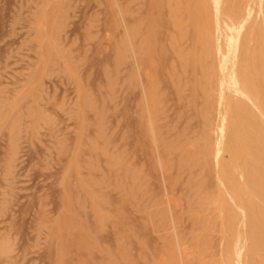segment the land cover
Segmentation results:
<instances>
[{"label": "rangeland", "instance_id": "374dc122", "mask_svg": "<svg viewBox=\"0 0 264 264\" xmlns=\"http://www.w3.org/2000/svg\"><path fill=\"white\" fill-rule=\"evenodd\" d=\"M163 1L0 0V264H224L213 204L222 26L252 23L259 0ZM227 43L231 61L245 58Z\"/></svg>", "mask_w": 264, "mask_h": 264}, {"label": "bare ground", "instance_id": "6f19581e", "mask_svg": "<svg viewBox=\"0 0 264 264\" xmlns=\"http://www.w3.org/2000/svg\"><path fill=\"white\" fill-rule=\"evenodd\" d=\"M47 1V0H46ZM150 4L154 5L159 2V0H149ZM176 1V0H175ZM174 1V2H175ZM216 2V0H214ZM226 0H221V2H225ZM253 1V0H251ZM250 1V2H251ZM148 2V1H147ZM163 2H166L164 0ZM160 3L164 5L165 3ZM213 2V1H211ZM168 3V2H167ZM203 0H199L197 2L198 5H196L198 8H203ZM255 3V2H254ZM124 4V3H123ZM131 4V3H130ZM177 5V2L175 3ZM213 6V3H211ZM226 4V3H225ZM221 5L222 7L225 6ZM260 4V5H259ZM259 4L257 7L259 8L258 14L257 8L254 10V16L256 14V18L253 17V22L251 23L250 19L247 18L245 19L242 23L241 26L239 27L238 31L232 28V32H228L233 24V17L232 16H227V19L224 20L223 22V36L221 37V42L223 41L224 43L221 44L220 49L221 52L223 53L222 59L220 61V66H221V84L220 88L223 91V94L226 99L221 100L220 104V116H219V123L217 124V145L215 146V151H216V158H217V172H218V179H217V194L213 196V204H216L219 212V222L221 221L220 227L222 232H223V251H224V264H264V0H259ZM168 5V6H167ZM166 6L169 7V4ZM174 5V8L175 6ZM186 5V4H185ZM252 5V4H251ZM130 6V5H129ZM133 6V5H132ZM207 6V4H206ZM242 6V5H241ZM250 6V5H249ZM165 7V10H167ZM197 7L195 10H197ZM226 7V6H225ZM172 8V7H171ZM208 8V7H207ZM215 8V7H213ZM170 9V8H169ZM229 9V8H228ZM247 9V8H246ZM165 10H164V15L165 17ZM155 11V10H154ZM162 11V10H161ZM214 13V9L212 10ZM241 11V10H240ZM249 10V15L253 14ZM123 12V11H122ZM156 12V11H155ZM169 14V10H167ZM207 12V11H206ZM212 13V12H211ZM224 13V11H223ZM229 13V12H228ZM133 14V13H132ZM175 14V12H174ZM215 14V13H214ZM213 14V15H214ZM139 15V14H137ZM144 15V13H143ZM146 15V14H145ZM219 15V14H218ZM156 16V15H155ZM161 16V14H160ZM159 16V17H160ZM166 20L163 19L162 21L165 20L167 23V19L170 21L169 18L172 19V17H167ZM242 16V15H240ZM180 16H178L176 19L179 21ZM183 17V15H181ZM206 17V16H205ZM221 17V16H220ZM248 17V16H247ZM250 17V16H249ZM252 17V15H251ZM179 18V19H178ZM186 18V17H185ZM223 18V17H222ZM221 18V19H222ZM240 18V17H239ZM129 19V18H127ZM220 19V21H221ZM159 22H161L159 19H156ZM238 20V19H235ZM234 20V22H235ZM94 21V20H93ZM143 21V20H142ZM139 22L140 23L142 22ZM172 21V20H171ZM202 21V20H201ZM212 24L216 26L215 20ZM157 22V23H159ZM250 22V25H249ZM163 24V22H161ZM159 23V24H161ZM165 23V22H164ZM182 23V22H181ZM161 24V25H162ZM168 24V23H167ZM162 25L163 27L166 26ZM174 24V23H171ZM194 24V23H193ZM170 25V24H169ZM237 25V24H236ZM235 25V26H236ZM172 26V25H170ZM191 27L193 25H190ZM213 26L214 28H216ZM44 27V26H43ZM195 27V26H193ZM219 27V26H217ZM132 28V27H130ZM158 28V27H157ZM169 28V27H168ZM170 28H173L170 27ZM176 28V27H175ZM129 29V28H128ZM213 29V28H212ZM111 30V29H110ZM133 30V28L131 29ZM187 30V29H186ZM157 30H155L156 32ZM163 31V34L161 33ZM178 33H181L180 28H178ZM202 31V30H201ZM211 31V30H210ZM44 32V31H43ZM160 32V36L157 34L158 40L164 41V29L161 30L159 28L158 33ZM191 32V31H190ZM189 32V33H190ZM200 32V31H199ZM213 32V31H212ZM113 33V31H112ZM130 33V30H129ZM185 33V32H184ZM214 33V32H213ZM216 33V32H215ZM214 33V35H215ZM136 34V33H135ZM171 34V32H170ZM195 32L190 33L188 37L194 38ZM210 34V33H209ZM173 35V34H171ZM170 35V36H171ZM182 35V34H181ZM193 35V36H192ZM212 35V33H211ZM119 36V34H118ZM121 36V35H120ZM132 36V31L131 35ZM192 36V37H191ZM213 36V35H212ZM229 36H231L232 39H237L239 40V45L241 48L245 49V58L241 59H236L231 61V46L227 43L226 41L229 39ZM43 37V36H42ZM160 37V38H159ZM174 38V36H172ZM171 37V38H172ZM182 38V36H180ZM201 37V36H199ZM215 37V36H214ZM163 38V39H162ZM181 38L179 40H181ZM184 38V37H183ZM186 38V37H185ZM184 38V39H185ZM189 38V39H190ZM167 39V38H166ZM176 39V38H175ZM175 39H173L175 41ZM152 40V39H151ZM191 40V39H190ZM189 40V43L191 44V40ZM202 41V39H200ZM215 45L217 44L216 38H214ZM122 41V40H121ZM168 41V40H167ZM139 42V41H138ZM200 42V41H199ZM122 46L124 42H121ZM168 43V42H166ZM176 43V41H175ZM179 43V42H178ZM212 43V42H211ZM238 43V42H237ZM169 44V43H168ZM167 45V48H171V45ZM139 45V43H138ZM192 45V44H191ZM204 45V44H202ZM209 45V44H208ZM212 45V44H211ZM214 45V46H215ZM234 45V44H233ZM140 46V45H139ZM173 46V45H172ZM198 46V45H197ZM124 48H127L128 46H123ZM210 47V46H209ZM234 47V46H233ZM139 48V47H138ZM166 48V47H165ZM203 48V47H202ZM205 48V47H204ZM132 49V48H131ZM173 48H171L170 53H175L172 51ZM216 49V48H215ZM243 49V50H244ZM208 50V49H207ZM207 50L206 54H207ZM236 50V49H235ZM121 52V49L118 50ZM217 51V50H216ZM215 51V52H216ZM86 52V51H85ZM124 52H126L124 50ZM169 52V51H168ZM234 52V51H233ZM243 51H241L242 53ZM107 53V52H106ZM104 53V54H106ZM171 53V54H172ZM238 53V52H237ZM59 54V53H58ZM159 54V53H158ZM168 54V55H171ZM177 54L178 48H177ZM211 54V53H210ZM91 55V54H90ZM107 55V54H106ZM110 55V54H109ZM123 54L121 53V56ZM167 55V56H168ZM174 55V54H172ZM200 55V54H198ZM236 55V54H234ZM130 56V55H129ZM164 56V55H163ZM175 56V55H174ZM172 56V57H174ZM186 55L179 56V58L182 59V57L185 58ZM216 55L214 54V58L217 59L218 57H215ZM237 56V55H236ZM241 56V55H240ZM90 57V56H89ZM88 57V58H89ZM111 57V56H110ZM118 57V56H117ZM123 57V56H122ZM134 57V56H133ZM162 57V56H161ZM234 57V56H233ZM232 57V58H233ZM106 58H108L106 56ZM169 58V57H168ZM197 58V56H196ZM207 58V57H206ZM236 58V57H235ZM91 59V58H90ZM175 59H177L175 57ZM205 59V58H203ZM212 59V57H211ZM234 59V58H233ZM118 60V59H117ZM171 60V59H170ZM178 60V59H177ZM93 61V60H92ZM101 61V60H100ZM107 61L109 62L110 59ZM163 61V60H162ZM166 61V60H165ZM175 61V60H174ZM201 61V60H200ZM218 61V60H217ZM84 62V61H83ZM147 62V61H146ZM177 62V61H176ZM183 62V61H182ZM185 62V61H184ZM203 62V60H202ZM212 62V61H211ZM92 63V62H91ZM164 63V62H163ZM175 62H171L173 64ZM207 63V62H206ZM215 63V61H214ZM160 64V63H159ZM168 63H165V66ZM168 65L169 66H171ZM177 64V63H176ZM181 64V63H180ZM197 64V63H196ZM217 64V63H216ZM163 65V64H162ZM183 65V64H182ZM180 66L181 69L183 66ZM219 65V64H218ZM241 65V66H239ZM67 66V65H66ZM161 65H159L160 70L162 71ZM198 66V64L196 65ZM205 66V65H204ZM217 66V65H215ZM68 67V66H67ZM164 67V65H163ZM219 67V66H218ZM175 67L172 65V70H174ZM198 68V67H197ZM204 68V67H203ZM158 69V68H157ZM180 69V68H178ZM189 69V68H188ZM187 69V72H188ZM193 69V68H192ZM206 69V68H205ZM211 69V68H210ZM118 70V69H117ZM159 76L163 73L164 69L162 72H159ZM191 69H189L190 71ZM216 70V69H215ZM218 70V69H217ZM97 71V70H96ZM168 71V70H167ZM167 71H164L165 75ZM176 71V70H174ZM192 71V70H191ZM196 71V74H199ZM148 72V71H147ZM169 72V71H168ZM204 72V71H203ZM161 73V74H160ZM185 74V70L183 71ZM193 73V71H192ZM202 73V72H201ZM207 73V72H206ZM219 73V72H217ZM108 74V73H107ZM170 74V73H169ZM189 74V72H188ZM187 74V76H188ZM203 74V73H202ZM97 75V74H96ZM171 75V74H170ZM178 75V76H177ZM176 76L179 77V73ZM207 75V74H206ZM216 75V74H215ZM105 76V75H104ZM158 76V77H159ZM166 76H169L168 74ZM184 76V75H183ZM192 76V75H190ZM204 76V74H203ZM219 76V75H218ZM217 76V79L219 77ZM94 77V76H93ZM107 77V76H106ZM162 77L163 74H162ZM197 77V75H196ZM161 78V77H159ZM171 78V77H170ZM195 78L194 75L190 77V80H193ZM162 79V78H161ZM179 78L176 79L178 81L179 85ZM205 79V78H204ZM215 80V83L219 80ZM160 80V79H159ZM175 80V79H174ZM189 80V81H190ZM206 80V79H205ZM161 81V80H160ZM173 81V80H171ZM184 81V80H183ZM162 82V81H161ZM197 82V81H196ZM205 82V81H204ZM164 83V82H162ZM167 83V82H166ZM170 83V80H169ZM219 83V82H217ZM216 83V85H217ZM109 84V83H108ZM173 84V83H172ZM204 84V83H203ZM174 85V84H173ZM219 85V84H218ZM167 86V85H165ZM174 87V86H173ZM203 87V86H202ZM176 89V87H174ZM212 88V86L210 87ZM112 89V88H111ZM181 89V88H180ZM192 89V86H191ZM197 89L199 90L198 84H197ZM217 89V88H216ZM129 90V89H128ZM197 90V91H198ZM203 90V89H201ZM215 90V89H214ZM213 90V91H214ZM177 91L178 94V89L174 90ZM216 91V90H215ZM111 92V91H110ZM157 92V90H156ZM194 92V91H193ZM217 92V91H216ZM215 92V93H216ZM220 92V89H219ZM218 92V93H219ZM131 93V92H130ZM128 93V95L130 94ZM160 93V92H158ZM157 93V94H158ZM195 93V92H194ZM193 93V94H194ZM199 95H201L200 90H199ZM217 93V94H218ZM221 93V92H220ZM112 94V92H111ZM133 94V93H132ZM217 94H215V97L213 99H216L218 97ZM190 95V93L188 94ZM197 95V94H196ZM133 96V95H132ZM198 96V95H197ZM161 95L159 96V98ZM179 98V97H178ZM194 98H199L195 97ZM211 96L209 97V99ZM152 99V97H151ZM192 99V98H191ZM202 99V97H201ZM133 100V99H132ZM190 100V99H189ZM218 100V99H216ZM215 100V101H216ZM93 101V100H92ZM134 101V100H133ZM149 101V100H148ZM152 101V100H150ZM197 101V99H196ZM208 101V100H207ZM128 102V101H127ZM154 102V101H153ZM158 101L155 103L157 104ZM199 102V99H198ZM217 102V101H216ZM152 103V102H151ZM218 103V102H217ZM217 103H214V105ZM220 103V102H219ZM218 103V104H219ZM90 103H88L89 105ZM127 104V103H126ZM204 104V103H203ZM95 107V104H93ZM213 105V106H214ZM155 106V105H154ZM154 106L153 110H154ZM159 106V105H158ZM191 106V105H190ZM202 106V105H201ZM218 106V105H217ZM216 106V107H217ZM92 107V106H90ZM192 107V106H191ZM89 108V107H88ZM128 108V106H127ZM133 108V107H132ZM207 108V106H206ZM211 108V105H210ZM131 109V108H130ZM196 109V107H195ZM199 109V108H198ZM83 110V109H82ZM129 111V108L127 109ZM152 110V108H151ZM215 110V108H213ZM213 110H209L210 113ZM100 111V110H99ZM155 111V110H154ZM191 111V110H190ZM150 112V111H149ZM198 112V111H196ZM204 112V111H203ZM218 112V109H217ZM99 113V112H98ZM156 113V112H155ZM195 113V112H194ZM193 113V114H194ZM214 113V111H213ZM100 114V113H99ZM150 114V113H149ZM178 114V113H177ZM196 114V113H195ZM199 114V112H198ZM215 114V113H214ZM207 115V114H206ZM205 115V117H206ZM211 115V114H210ZM217 115V113H216ZM151 116H154L151 114ZM200 116V115H199ZM260 120V122L256 121L254 119ZM136 119V118H135ZM151 119V118H150ZM150 119H148L150 121ZM212 119V116L211 118ZM217 119V116H216ZM100 120V119H99ZM202 120V119H200ZM199 120V121H200ZM207 120V119H206ZM217 121V120H216ZM212 122V121H210ZM259 123L257 126H255L253 123ZM125 123V122H124ZM196 123V122H195ZM209 123V122H208ZM128 124V123H127ZM132 125V124H131ZM152 125V124H151ZM213 125V123H212ZM135 126V125H134ZM151 127V126H150ZM205 127V126H204ZM212 128H214L212 126ZM152 129V127H151ZM212 129L211 131H213ZM216 130V129H215ZM199 132V131H198ZM215 132V131H214ZM153 133V131H152ZM212 133V132H211ZM215 135V134H214ZM209 136V135H207ZM140 138V137H139ZM216 138V137H215ZM162 139V137H161ZM213 139V138H212ZM241 140V143L244 144V147L241 148H236L235 144L237 143V140ZM141 140V139H140ZM90 141V140H89ZM197 142V141H196ZM239 142V141H238ZM14 143V142H13ZM91 143V142H90ZM216 143V142H215ZM168 144V143H167ZM207 144V143H206ZM211 144V143H210ZM94 145V144H93ZM165 145V144H164ZM257 145V146H256ZM95 146V145H94ZM173 147L172 145H170ZM210 146V145H209ZM213 146V145H212ZM97 147V146H96ZM207 147V145L205 146ZM258 147V148H255ZM15 148V147H14ZM168 148V147H167ZM202 148V147H201ZM210 148V147H207ZM16 149V148H15ZM165 149V146H164ZM200 149V148H199ZM213 149V148H212ZM211 149V152H212ZM209 150V149H208ZM166 151V150H164ZM206 151V150H205ZM15 152V151H14ZM104 152V151H103ZM102 152V153H103ZM208 152V151H207ZM210 152V154H211ZM143 153V152H142ZM225 153H228L226 156ZM14 154V153H12ZM189 154V153H187ZM209 154V153H208ZM209 154V155H210ZM196 155V154H195ZM184 156V155H183ZM208 156V155H207ZM214 157V156H213ZM111 158V157H110ZM199 158V157H198ZM197 158V159H198ZM208 158V157H207ZM200 159V158H199ZM202 159V158H201ZM188 160V159H187ZM195 160V159H193ZM149 161V160H148ZM184 161V160H183ZM198 161V160H197ZM169 162V161H168ZM196 162V161H195ZM202 162V161H201ZM215 162V160H214ZM163 163V162H162ZM180 163V162H179ZM203 164V163H202ZM214 164V163H213ZM91 165V164H90ZM186 165V164H185ZM194 165V164H193ZM197 165V164H196ZM200 165V164H199ZM216 165V164H215ZM128 166V165H127ZM184 166V165H183ZM129 168V167H128ZM205 171V170H204ZM162 173V172H161ZM163 174V173H162ZM202 174V172H201ZM207 174V173H206ZM204 177V176H203ZM198 180V178H197ZM116 185V184H115ZM139 185V184H138ZM194 186V185H193ZM205 186H207L205 184ZM199 187V186H198ZM216 187V186H215ZM120 188V187H119ZM171 189V188H170ZM191 189V188H190ZM131 190V189H130ZM196 191V190H195ZM204 191V190H203ZM124 192V191H123ZM169 192V191H168ZM125 193V192H124ZM126 194V193H125ZM166 194V193H165ZM209 194V193H208ZM78 195V194H77ZM75 195V196H77ZM132 195V194H131ZM171 195V194H169ZM210 195V194H209ZM212 195V193H211ZM210 195V196H211ZM111 197V196H110ZM134 197V196H133ZM175 197V196H174ZM206 197V196H205ZM170 198V197H169ZM204 198V197H203ZM134 199V198H133ZM136 199V198H135ZM139 199V198H138ZM172 199V198H171ZM113 200V199H112ZM141 200V199H140ZM212 202V199H210ZM78 201V200H77ZM76 201V202H77ZM89 201V200H88ZM112 203V202H111ZM207 203V202H206ZM205 204V203H204ZM145 206V205H144ZM214 206V207H215ZM211 209V208H210ZM198 210V209H197ZM212 210H215V208ZM216 212V211H215ZM127 213V212H126ZM215 214V213H214ZM195 215V214H194ZM204 215V214H203ZM206 215V214H205ZM218 217V216H217ZM151 219V218H150ZM160 219V218H159ZM216 219V218H215ZM72 221V220H71ZM79 221V220H78ZM79 223V222H78ZM132 223V221H131ZM72 224V223H71ZM73 225V224H72ZM76 228V227H74ZM140 230V229H139ZM170 230V229H169ZM76 231V229H75ZM138 231V230H137ZM78 232V231H77ZM139 232V231H138ZM174 232V231H173ZM75 233V232H74ZM105 234V233H104ZM71 235V234H70ZM77 235V234H75ZM140 235V234H139ZM72 236V235H71ZM75 237V236H74ZM112 237V236H111ZM151 237V236H150ZM105 238V237H104ZM181 238V237H180ZM184 238V237H182ZM199 239V238H198ZM110 240V239H109ZM80 241V239H79ZM205 241V240H204ZM92 242V241H91ZM104 242V241H103ZM179 242V241H178ZM84 243V242H83ZM107 243V242H106ZM75 244V243H74ZM178 244V243H177ZM199 244V241H198ZM54 245V244H53ZM86 245V244H85ZM63 246V245H62ZM61 246V248H63ZM82 246H84L82 244ZM184 246V245H183ZM2 247V246H1ZM5 247V249H4ZM53 247V246H52ZM77 247V246H76ZM113 247V246H112ZM173 247V246H172ZM201 247V245H200ZM6 250V246H3V248H0ZM52 249V248H51ZM64 247L62 252H60V257L61 253L67 254L66 252L67 249L65 250L66 253L64 252ZM91 249V248H90ZM202 249V248H201ZM200 249V251H201ZM3 250V251H4ZM73 250V249H72ZM95 250V249H94ZM174 250V248H173ZM186 250V248L184 249ZM2 252V250H1ZM0 252V253H1ZM4 251L3 253H5ZM96 252V251H95ZM199 252V251H198ZM197 252V253H198ZM2 253V254H3ZM221 253V251H220ZM200 254V253H199ZM174 257V254H172ZM178 255V254H177ZM188 255V254H187ZM191 255V254H190ZM221 255V254H220ZM189 256V255H188ZM196 256V255H195ZM200 256V255H198ZM51 257H54L51 255ZM66 257V256H65ZM62 258V257H61ZM201 258V256H200ZM222 258V257H221ZM67 259V257H66ZM64 258V260H66ZM180 259V258H179ZM69 260V258H68ZM198 260V259H197ZM67 261V260H66ZM65 261V263H66ZM71 261V260H69ZM113 261V260H112ZM204 261V260H202ZM223 261V259H222ZM75 262V261H74ZM77 262V261H76ZM89 262V261H88ZM188 262V261H187ZM78 263V262H77ZM83 263V261L81 262ZM90 263V262H89ZM117 264L116 262H114ZM185 263V262H184ZM70 264V262H69ZM87 264V263H86ZM223 264V262H222Z\"/></svg>", "mask_w": 264, "mask_h": 264}]
</instances>
